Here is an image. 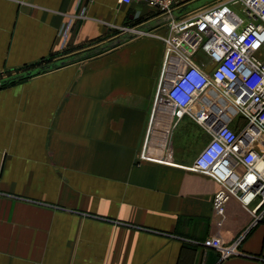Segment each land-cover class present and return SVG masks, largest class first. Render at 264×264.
Masks as SVG:
<instances>
[{
    "label": "crops",
    "instance_id": "1",
    "mask_svg": "<svg viewBox=\"0 0 264 264\" xmlns=\"http://www.w3.org/2000/svg\"><path fill=\"white\" fill-rule=\"evenodd\" d=\"M146 7L0 0L1 73L65 61L0 86V264H264L252 205L232 198L222 219L212 208L219 183L193 168L210 136L192 118L175 126L166 163L138 162L164 47L120 28L145 18L164 35ZM215 235L242 236V254L220 260L201 244Z\"/></svg>",
    "mask_w": 264,
    "mask_h": 264
},
{
    "label": "built area",
    "instance_id": "2",
    "mask_svg": "<svg viewBox=\"0 0 264 264\" xmlns=\"http://www.w3.org/2000/svg\"><path fill=\"white\" fill-rule=\"evenodd\" d=\"M118 2L149 5L166 28L164 35L153 34L164 53L138 162L166 163L173 130L187 115L210 136L193 168L219 183L214 212L222 219L226 203L236 198L252 205L255 220H264V0H222L179 16L180 0ZM120 29L128 35L151 33L139 24ZM198 53L206 62L198 61ZM239 118L242 125L231 127ZM241 239L224 245L215 235L201 244L218 250L222 260L242 254Z\"/></svg>",
    "mask_w": 264,
    "mask_h": 264
},
{
    "label": "trees",
    "instance_id": "3",
    "mask_svg": "<svg viewBox=\"0 0 264 264\" xmlns=\"http://www.w3.org/2000/svg\"><path fill=\"white\" fill-rule=\"evenodd\" d=\"M144 19L145 18H137L134 20L133 24L141 23L142 21H144ZM125 37H128V36H125ZM125 37L120 38L119 40H117L114 43H111L110 45L103 46L101 49L98 48L96 51L92 52L91 55L105 51L106 49H108L110 47H114L115 45L120 43ZM64 63H65V61H57L56 63L43 65L42 62H37L35 64L26 65L22 68H19V70L17 69L14 72H12V71H5L3 73L0 72V84H1L0 86H5L7 84L14 83L18 80L25 79V78L30 77L32 75L38 74L41 71H45L47 69H50L52 67H55L57 65L64 64ZM35 69L38 71L33 72V70H35Z\"/></svg>",
    "mask_w": 264,
    "mask_h": 264
},
{
    "label": "rangeland",
    "instance_id": "4",
    "mask_svg": "<svg viewBox=\"0 0 264 264\" xmlns=\"http://www.w3.org/2000/svg\"><path fill=\"white\" fill-rule=\"evenodd\" d=\"M222 0H212V1H209V2H206L205 4H203V5H201V6H191V8H190V10H188L187 11V13L189 14V15H191V14H193V13H195V12H197V11H199V10H202V9H205V8H207V7H209V6H211V5H214V4H216V3H218V2H221ZM191 3H193V0L191 1V0H180V2H179V4H181V5H187V4H191ZM146 10H148V8L146 7L145 8ZM153 12H155L153 9H149L148 10V13L149 14H153ZM159 23V22H158ZM163 24V23H162ZM142 28L144 29V30H149L148 28V26H142ZM151 33L150 34H146V35H138V36H136V35H130V37H141V36H155V35H153L154 34V32L152 33V31L151 30H149ZM207 139H209V138H207Z\"/></svg>",
    "mask_w": 264,
    "mask_h": 264
},
{
    "label": "water",
    "instance_id": "5",
    "mask_svg": "<svg viewBox=\"0 0 264 264\" xmlns=\"http://www.w3.org/2000/svg\"><path fill=\"white\" fill-rule=\"evenodd\" d=\"M208 1H211V0H198V1H196L195 3H193V4L186 5V6L182 7V8H180L179 10H177V11L175 12V15H176V16H179V15L185 13L189 8H191V6H201L202 4H204V3L208 2ZM37 71H38V70H36V69L33 70V72H37ZM0 85H1V84H0Z\"/></svg>",
    "mask_w": 264,
    "mask_h": 264
}]
</instances>
